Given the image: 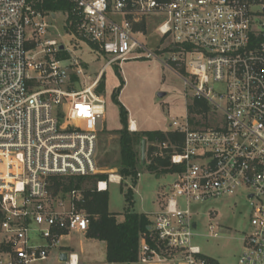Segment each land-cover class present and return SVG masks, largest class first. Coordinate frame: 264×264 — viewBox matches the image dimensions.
Here are the masks:
<instances>
[{
	"label": "built area",
	"instance_id": "2783aa9c",
	"mask_svg": "<svg viewBox=\"0 0 264 264\" xmlns=\"http://www.w3.org/2000/svg\"><path fill=\"white\" fill-rule=\"evenodd\" d=\"M43 1L0 0V264H49L53 257L80 264L64 248L72 233L89 229L90 217L77 205L83 193L53 195L49 176L106 174L96 181L98 191L125 180L98 165L106 99L98 78L74 87L73 76L84 68L77 56L70 63L58 57L66 46L48 37L55 12L39 8ZM65 1L76 18L68 31L109 56L104 68L135 49L158 57L134 33L162 15L157 29L176 45L164 64L184 71L177 73L208 104L173 120L181 143H152L147 163L169 156L175 179L141 237L136 263L221 264L194 241L193 207L242 192L250 231L236 264H264V0ZM214 84L222 91L214 92ZM133 123L129 130L137 131ZM209 235H220L214 224Z\"/></svg>",
	"mask_w": 264,
	"mask_h": 264
},
{
	"label": "rangeland",
	"instance_id": "374dc122",
	"mask_svg": "<svg viewBox=\"0 0 264 264\" xmlns=\"http://www.w3.org/2000/svg\"><path fill=\"white\" fill-rule=\"evenodd\" d=\"M161 18L162 15L154 14L148 19L144 29L143 25L139 26L142 31L134 33L137 40L158 57H147L145 50L135 49L127 59L105 68L109 56L98 52L87 41L78 39L70 33L66 28L67 18L63 12H57L50 21L52 26L49 28L48 37L66 46L65 51L58 53V57L70 63L73 57L77 56L84 68L83 75L73 76L74 87L80 89L97 78L99 84L103 86L102 94L107 104L104 127L99 132L96 151L97 162L102 169H113L119 173L114 165L118 163L120 156L119 130L123 128L120 117L122 106L127 110L128 117L136 121L139 131L159 130L165 134L174 132L171 125L173 120L184 121L186 114L193 113L195 108L194 88L185 84L184 79L177 73L183 74L184 71L172 62L171 65L177 70L163 62L172 56L176 45L171 36H163L158 31ZM214 88V92L222 91L219 84H214ZM159 93L165 95L159 97ZM200 103L207 104L204 100H200ZM138 169L140 176L136 187L133 188L132 211L146 213L152 221L154 214L162 209L175 176L171 172L158 174L150 169L148 163H140ZM126 181L127 185H131L129 179ZM92 185L94 180H88L83 187L88 188ZM126 190L125 185L122 191L120 184H109V208L119 220L124 219L127 210ZM193 208L198 213L195 216L198 222L196 231L199 234L194 241L200 246L203 254L221 264L238 263L244 249L242 237L250 231L251 207L247 196L241 192L223 199L195 204ZM213 211L217 216H210ZM211 224L215 225L219 236L209 235ZM2 238L0 228V240ZM65 244L66 251L79 255L80 264H107L105 241L88 238L82 233H72L65 239ZM51 260L49 264H59L56 257Z\"/></svg>",
	"mask_w": 264,
	"mask_h": 264
},
{
	"label": "trees",
	"instance_id": "16d2710c",
	"mask_svg": "<svg viewBox=\"0 0 264 264\" xmlns=\"http://www.w3.org/2000/svg\"><path fill=\"white\" fill-rule=\"evenodd\" d=\"M38 7L52 12L69 11L70 15L66 21L68 24L66 28L73 26L76 21L72 13V4L65 0H44L41 4H38ZM102 89L103 86L99 84L97 91L102 94ZM194 107L193 112L198 109H208L207 105L201 104L197 99ZM120 117L123 125V128L119 130L120 156L118 163L114 166L118 168V172L123 178L129 179L132 185L136 186L140 173L138 167L142 163V140L146 139L147 142V163L154 149L152 146L153 142L168 140L179 144L182 142V134L178 132L165 134L159 130L130 131L128 112L123 106L120 110ZM148 164L150 169L156 171L158 174L169 173L176 169L171 165L169 156L154 157ZM105 177H107L106 174L49 176V189L53 195L66 194L73 189L81 190L84 197L77 205L79 209L85 210L90 217V225L86 236L106 242L107 264H133L138 260L141 237L143 233H150L149 227L152 221L147 214L132 211V207L134 206V190L130 185H127L128 181L126 180L122 181L121 187L123 191L124 185L127 186L125 192L127 210L125 211L124 219L119 220L117 215L109 210V192L98 191L96 189L95 180ZM88 180H94V185L84 188L83 185Z\"/></svg>",
	"mask_w": 264,
	"mask_h": 264
},
{
	"label": "water",
	"instance_id": "95a60500",
	"mask_svg": "<svg viewBox=\"0 0 264 264\" xmlns=\"http://www.w3.org/2000/svg\"><path fill=\"white\" fill-rule=\"evenodd\" d=\"M60 48L63 50L64 49V45H60ZM164 95H165V93H159V97H162ZM146 146H147L146 139H143L142 140V144H141V158H142V163L143 164H146ZM61 259L62 260H66L67 259V254L66 253H62L61 254Z\"/></svg>",
	"mask_w": 264,
	"mask_h": 264
},
{
	"label": "crops",
	"instance_id": "0c3cea01",
	"mask_svg": "<svg viewBox=\"0 0 264 264\" xmlns=\"http://www.w3.org/2000/svg\"><path fill=\"white\" fill-rule=\"evenodd\" d=\"M57 12H63V11H57ZM57 12H55V15H56ZM63 13L66 15V12H63ZM66 18H68L67 15H66ZM118 18H120V17H118ZM66 23H67V22H66ZM129 119H131L132 121H134V122H135V125H136V121H135L134 119H132V118H129ZM138 180H139V179H138ZM137 183H138V182H137ZM135 187H136V186H135ZM109 210H110V208H109ZM110 211H111V210H110ZM111 212H112V211H111ZM157 212H158V211H157ZM157 212H156V213H157ZM156 213H155V214H156ZM145 214H146V213H145ZM155 214H154V215H155Z\"/></svg>",
	"mask_w": 264,
	"mask_h": 264
},
{
	"label": "bare ground",
	"instance_id": "6f19581e",
	"mask_svg": "<svg viewBox=\"0 0 264 264\" xmlns=\"http://www.w3.org/2000/svg\"><path fill=\"white\" fill-rule=\"evenodd\" d=\"M134 127H135V124L133 123V129H134Z\"/></svg>",
	"mask_w": 264,
	"mask_h": 264
}]
</instances>
